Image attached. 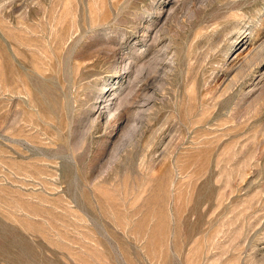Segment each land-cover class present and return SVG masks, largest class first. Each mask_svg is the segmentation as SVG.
Masks as SVG:
<instances>
[{
    "label": "rangeland",
    "instance_id": "1",
    "mask_svg": "<svg viewBox=\"0 0 264 264\" xmlns=\"http://www.w3.org/2000/svg\"><path fill=\"white\" fill-rule=\"evenodd\" d=\"M0 264H264V0H0Z\"/></svg>",
    "mask_w": 264,
    "mask_h": 264
}]
</instances>
